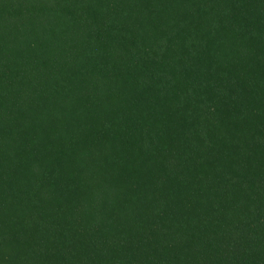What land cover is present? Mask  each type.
<instances>
[{"label": "trees", "instance_id": "1", "mask_svg": "<svg viewBox=\"0 0 264 264\" xmlns=\"http://www.w3.org/2000/svg\"><path fill=\"white\" fill-rule=\"evenodd\" d=\"M0 264H264V0H0Z\"/></svg>", "mask_w": 264, "mask_h": 264}]
</instances>
